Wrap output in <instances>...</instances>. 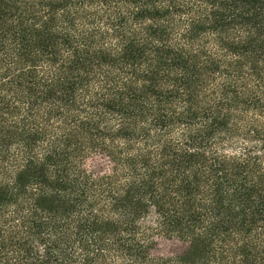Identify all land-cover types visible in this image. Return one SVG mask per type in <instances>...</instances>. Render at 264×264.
<instances>
[{"label":"trees","instance_id":"trees-1","mask_svg":"<svg viewBox=\"0 0 264 264\" xmlns=\"http://www.w3.org/2000/svg\"><path fill=\"white\" fill-rule=\"evenodd\" d=\"M0 264H264V0H0Z\"/></svg>","mask_w":264,"mask_h":264},{"label":"rangeland","instance_id":"rangeland-1","mask_svg":"<svg viewBox=\"0 0 264 264\" xmlns=\"http://www.w3.org/2000/svg\"><path fill=\"white\" fill-rule=\"evenodd\" d=\"M159 250L160 251H166V250H170L172 248L170 243L164 242L163 240L159 241Z\"/></svg>","mask_w":264,"mask_h":264}]
</instances>
